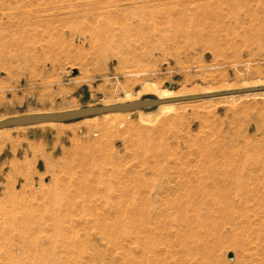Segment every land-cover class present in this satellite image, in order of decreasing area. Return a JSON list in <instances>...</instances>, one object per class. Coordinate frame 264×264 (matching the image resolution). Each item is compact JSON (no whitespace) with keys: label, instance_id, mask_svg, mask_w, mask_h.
<instances>
[{"label":"rangeland","instance_id":"374dc122","mask_svg":"<svg viewBox=\"0 0 264 264\" xmlns=\"http://www.w3.org/2000/svg\"><path fill=\"white\" fill-rule=\"evenodd\" d=\"M151 84L264 86V0H0V120ZM262 204L264 90L0 129V264H264Z\"/></svg>","mask_w":264,"mask_h":264},{"label":"water","instance_id":"95a60500","mask_svg":"<svg viewBox=\"0 0 264 264\" xmlns=\"http://www.w3.org/2000/svg\"><path fill=\"white\" fill-rule=\"evenodd\" d=\"M263 90H264V86H257V87L244 88L240 90L215 92V93L201 94V95H188V96H180V97L165 98V99H160L156 97H147L143 99L114 103L109 105L88 106V107H82L78 109H70L64 111L22 114L19 116L8 117L6 119L0 120V129L11 128V127L36 126L46 123H65V122L76 121L84 118H91L102 114L129 113L137 110L154 108L165 103L184 102V101L212 98L216 96H223L229 94L258 92ZM229 257H232V254H230Z\"/></svg>","mask_w":264,"mask_h":264},{"label":"bare ground","instance_id":"6f19581e","mask_svg":"<svg viewBox=\"0 0 264 264\" xmlns=\"http://www.w3.org/2000/svg\"><path fill=\"white\" fill-rule=\"evenodd\" d=\"M148 86V85H147ZM148 88L149 89H151L159 98H169V97H171L172 96V92L171 91H169V90H164V89H161L160 87H158V86H155V85H149L148 86ZM230 96H233V95H230ZM133 100H138V98L137 97H131V99H130V101H133ZM109 104H114V103H107V104H104V105H109ZM174 104H175V102H173V103H165V104H161V105H159V108H160V111H161V113H163V114H165V113H168V112H170L171 110H173V106H174ZM110 114V113H109ZM46 124H57V123H46ZM41 125H44V124H41ZM84 187V186H83ZM73 201V200H72ZM257 203V202H256ZM258 206H260V204L258 205ZM261 206H264L263 204L261 205ZM75 208H76V206H75ZM75 213V212H74ZM261 214V213H260ZM259 215V214H258ZM264 215V214H263ZM261 216V215H260ZM259 216V217H260ZM80 219V218H79ZM82 219V218H81ZM142 219V218H141ZM129 221V220H128ZM264 222V221H263ZM130 223V222H129ZM132 223V222H131ZM133 224V223H132ZM156 225V224H155ZM154 225V226H155ZM72 227V226H71ZM101 228V227H100ZM121 228V227H120ZM110 231V230H109ZM147 232V231H146ZM149 235V234H148ZM195 236V235H194ZM146 237V236H145ZM264 242V241H263ZM186 245V244H185ZM195 245V244H194ZM188 246V245H187ZM191 246V245H190ZM203 247V246H202ZM200 248V247H199ZM207 248V247H206ZM189 251H191V250H189ZM196 251V250H195ZM148 252V251H147ZM187 252H185V254H186ZM191 253V252H190ZM200 253L201 252H199V255H200ZM264 253V252H263ZM194 254H197V253H194ZM156 255V254H155ZM188 255V254H187ZM189 256H190V254H189ZM195 256V255H194ZM198 257V256H197ZM200 259V258H199ZM179 262V261H178ZM195 262V261H194ZM196 262H197V260H196ZM195 262V263H196ZM199 262V261H198ZM180 264L182 263V262H179ZM194 264V263H193Z\"/></svg>","mask_w":264,"mask_h":264}]
</instances>
